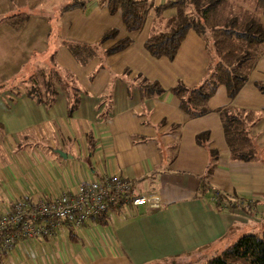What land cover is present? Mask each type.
<instances>
[{
  "label": "crops",
  "instance_id": "crops-1",
  "mask_svg": "<svg viewBox=\"0 0 264 264\" xmlns=\"http://www.w3.org/2000/svg\"><path fill=\"white\" fill-rule=\"evenodd\" d=\"M69 1L0 0V214L20 198L50 200L110 174L131 180L134 194L154 196L159 206H112L105 223L87 220L72 238L60 227L51 238L20 242L0 264H153L220 253L241 228L264 217V54L234 97L218 85L209 112L190 117L170 88L179 82L195 87L208 76L212 57L204 37L189 30L172 59L157 58L144 46L152 12L150 28L128 31L121 12H110L105 0L60 11ZM22 12L28 17L15 28L10 16ZM109 30L115 35L102 40ZM125 37L124 49L106 53ZM70 44L93 46L96 54L82 63ZM52 54L61 75L80 90L72 111L61 86L51 104L15 86L46 68ZM102 61L109 69L93 71ZM141 79L163 91L142 95ZM223 110L244 118L256 151L252 160L231 157ZM202 132L207 136L198 142ZM218 194L250 203V213L216 206Z\"/></svg>",
  "mask_w": 264,
  "mask_h": 264
},
{
  "label": "trees",
  "instance_id": "trees-1",
  "mask_svg": "<svg viewBox=\"0 0 264 264\" xmlns=\"http://www.w3.org/2000/svg\"><path fill=\"white\" fill-rule=\"evenodd\" d=\"M87 0H71L60 11L84 7ZM110 12L121 11L122 21L128 31L139 30L146 17L153 13V24L144 46L154 57H167L172 59L186 33L194 30L197 34L208 38L210 30L217 56V61L211 66L208 76L197 86L187 87L177 83L170 88L171 93L179 99V107L190 117H198L209 112L208 99L212 96L218 85H224L230 98L234 97L248 79V73L254 66L257 57L264 54V28L260 14H264V0H256L258 12H248L241 20L236 14L221 15L219 7L225 0H165L155 4L154 0H105ZM174 10L163 27L159 26L162 14L167 10ZM28 17V13H16L10 16V23L20 27ZM115 35V30L107 31L102 40ZM130 42L125 37L111 46L106 53L111 54L124 49ZM71 53L76 59L85 63L96 53L95 47L69 45ZM15 85H23L25 93L39 103L51 104L57 94V86L66 90L69 97V110L77 107L80 100V90L69 80H66L56 68L52 54L47 67L35 68ZM142 95L152 96L163 91L156 81L141 79L138 82ZM264 92V86L259 85ZM18 91V90H17ZM16 91V92H17ZM19 93V92H17ZM222 126L226 143L231 157L244 161L255 157V148L249 137V130L240 113L221 112ZM207 136V132L198 134L200 142ZM213 159L216 151H211ZM211 167L208 169L210 171ZM216 206L226 205L230 209L240 208L250 213V203L234 200L226 195H217ZM113 206V205H112ZM111 206V207H112ZM114 207V206H113ZM109 210V209H108ZM108 219L107 211L89 220L105 223ZM86 223V222H85ZM84 223V224H85ZM83 224V225H84ZM82 225V226H83ZM69 236H77L71 227L66 228ZM5 253L0 254V263ZM199 264H264V234L245 233L238 237L231 245L216 256Z\"/></svg>",
  "mask_w": 264,
  "mask_h": 264
},
{
  "label": "built area",
  "instance_id": "built-area-1",
  "mask_svg": "<svg viewBox=\"0 0 264 264\" xmlns=\"http://www.w3.org/2000/svg\"><path fill=\"white\" fill-rule=\"evenodd\" d=\"M112 205L159 206L154 196L134 194V183L118 174L81 181L75 191H64L50 200L20 198L0 214V254L25 240L51 238L60 227L77 231Z\"/></svg>",
  "mask_w": 264,
  "mask_h": 264
},
{
  "label": "rangeland",
  "instance_id": "rangeland-1",
  "mask_svg": "<svg viewBox=\"0 0 264 264\" xmlns=\"http://www.w3.org/2000/svg\"><path fill=\"white\" fill-rule=\"evenodd\" d=\"M260 10V8H257L256 7V0H225L221 6L219 7V13L222 15H225L226 14H236L238 15V17L241 19V20H244V16L249 13L251 14H254L255 12H258ZM120 11V10H118ZM121 12V11H120ZM174 13V10H167L164 12V16H168V15H171ZM152 16L149 14L146 19H145V22L143 24V26L139 29L138 32H141V30H145L146 26L148 28L151 27V22H152ZM259 19L261 20V22H264V14H260L259 15ZM159 22V26L163 27L164 24H165V21L164 20H161V21H158ZM208 34V38L207 39H204L207 44V47H208V51H209V54L210 56L212 57V62H211V66H213V64L217 61V54H216V51H215V46H214V40H212V37L210 36L211 32L209 30V32L207 33ZM212 35V34H211ZM263 46H264V43H263ZM98 49L100 50L102 47L101 45H97ZM106 57H102V60H105ZM98 65H102L101 67L98 66ZM93 69V71H98L99 69H109V66L106 64V62L102 61V63L98 62L97 65H94L91 67ZM260 84L261 85H264V80L261 79L260 80ZM262 120V119H261ZM263 122L260 123V126H262ZM235 209V208H234ZM239 233L240 234H237L235 236V238L233 239V241H235L239 236L245 234V233H256V234H259V235H262L264 234V217L261 221V223H258V224H253V223H249L248 224V228L245 227V229H240L239 230ZM32 240V239H31ZM32 242V241H31ZM24 245H28V240H25L22 242ZM32 244H35L36 246H39L37 243L32 242ZM230 245V244H229ZM44 246L46 247L47 249V245L44 244ZM219 253L218 252H213V251H207V252H204L202 254H195L193 256H190V259L189 260H185V259H188V258H183L182 260L179 258V259H170V260H163L162 262H158V263H153V264H199V263H203L209 259H211L212 257L216 256L217 254ZM15 262V260H13ZM17 263V262H16ZM19 264V263H18ZM22 264H24V262H22Z\"/></svg>",
  "mask_w": 264,
  "mask_h": 264
},
{
  "label": "water",
  "instance_id": "water-1",
  "mask_svg": "<svg viewBox=\"0 0 264 264\" xmlns=\"http://www.w3.org/2000/svg\"><path fill=\"white\" fill-rule=\"evenodd\" d=\"M58 152H59L60 154H62V152H61V151H59V150H58Z\"/></svg>",
  "mask_w": 264,
  "mask_h": 264
}]
</instances>
